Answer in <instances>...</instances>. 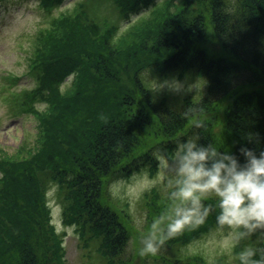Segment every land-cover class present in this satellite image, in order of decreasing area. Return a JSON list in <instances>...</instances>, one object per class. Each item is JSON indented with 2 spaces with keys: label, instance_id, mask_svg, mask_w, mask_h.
<instances>
[{
  "label": "trees",
  "instance_id": "1",
  "mask_svg": "<svg viewBox=\"0 0 264 264\" xmlns=\"http://www.w3.org/2000/svg\"><path fill=\"white\" fill-rule=\"evenodd\" d=\"M86 1L55 15L67 0H39L50 19L28 56L35 84L13 88L19 77L9 72L4 100L14 114L34 115L37 132L13 152L0 147V264H67L52 187L63 224L75 226L100 264H206L182 247L216 228L214 200L205 225L169 240L155 257H140L152 223L174 215L173 188L165 181L142 193V227L109 188L144 168L155 176L157 147L173 152L183 135L223 139L237 156L242 146L264 149V0H106L126 19L137 14L124 29ZM210 41L221 50H211ZM149 66L161 80L199 79L201 89L154 100L140 76ZM190 104L204 108L206 130L184 118Z\"/></svg>",
  "mask_w": 264,
  "mask_h": 264
},
{
  "label": "clouds",
  "instance_id": "2",
  "mask_svg": "<svg viewBox=\"0 0 264 264\" xmlns=\"http://www.w3.org/2000/svg\"><path fill=\"white\" fill-rule=\"evenodd\" d=\"M146 78V87L154 100L165 91L187 94L200 91L198 79L193 82L179 78L161 80L153 76L151 66L140 73ZM184 118L196 129L208 128V117L202 106L188 105ZM202 135L193 133L176 140L175 151L157 150V172L152 176L142 171L134 183L125 185L116 181L110 185L113 196L125 193L139 198L159 182L167 181L173 190L174 215L155 220L143 246L140 257L157 256L169 240L185 230L194 231L208 222L215 201L219 208L216 228L203 239L191 241L182 250L185 255H202L206 264H216L217 256L226 258L225 264H264V149L248 146L239 148L237 156L225 146L223 139L201 143ZM167 219L166 229L161 221Z\"/></svg>",
  "mask_w": 264,
  "mask_h": 264
},
{
  "label": "rangeland",
  "instance_id": "3",
  "mask_svg": "<svg viewBox=\"0 0 264 264\" xmlns=\"http://www.w3.org/2000/svg\"><path fill=\"white\" fill-rule=\"evenodd\" d=\"M78 1L67 0L59 8L54 9V14L57 15L60 12L71 9ZM86 3L89 4L94 14L99 15L98 17L107 15L108 18H112L123 29L126 25L132 23L131 21L137 16V14H133L132 17L134 18L132 20L126 19L112 11V6L106 0H87ZM49 19V14L41 7L39 0H0V147L9 152L15 151L25 141H33L37 132V118L34 115L25 112L14 114L9 103L4 100L5 98L3 96L8 93L5 87L10 86L12 83V78L8 77L9 72L11 75L15 74L19 77L17 83L12 84L13 88L19 89L25 85L33 86L35 84L34 77L29 74L28 56L31 54L33 46L32 40L34 39L35 32L40 26L46 25ZM207 46L211 50H221V46L216 41L208 42ZM180 80L193 82L197 79L184 78ZM70 81L71 77H68L63 87H68ZM201 86L202 83L198 79L194 87L201 89ZM184 95L179 94V96ZM157 150L170 153L167 149H162V147H157ZM142 171L149 172L148 169L144 168L143 170L134 172L128 179H119L117 181H123L125 185L134 183L135 177L141 174ZM164 183L165 181L159 182L155 186L163 187ZM56 191L57 187H52L48 194L50 197L53 222L57 226L58 231L65 236L67 264H100L101 260L98 255H95L92 249L84 248L81 245L75 226L63 224L62 204L57 198ZM115 197L120 203L129 204L130 210L134 215V221H136L139 227H142L145 221V212L140 208L141 203L139 201L141 195L138 199L135 197L130 198L125 193ZM207 234L200 239L205 238ZM139 237L132 238L131 242L133 246ZM142 238L144 239L146 237L143 236ZM185 247L186 245L182 247V250ZM89 253H92V256ZM140 261L137 260L136 264H144Z\"/></svg>",
  "mask_w": 264,
  "mask_h": 264
}]
</instances>
